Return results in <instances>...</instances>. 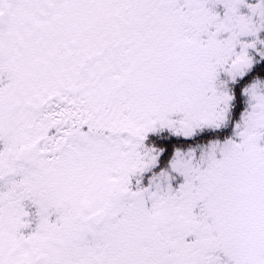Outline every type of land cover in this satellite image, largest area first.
<instances>
[{
	"label": "snow or ice",
	"instance_id": "obj_1",
	"mask_svg": "<svg viewBox=\"0 0 264 264\" xmlns=\"http://www.w3.org/2000/svg\"><path fill=\"white\" fill-rule=\"evenodd\" d=\"M0 264H264V0H0Z\"/></svg>",
	"mask_w": 264,
	"mask_h": 264
}]
</instances>
